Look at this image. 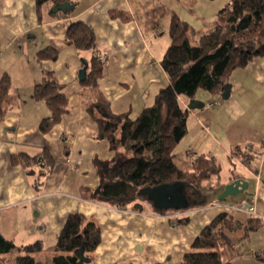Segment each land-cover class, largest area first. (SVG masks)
Masks as SVG:
<instances>
[{
	"label": "crops",
	"instance_id": "crops-1",
	"mask_svg": "<svg viewBox=\"0 0 264 264\" xmlns=\"http://www.w3.org/2000/svg\"><path fill=\"white\" fill-rule=\"evenodd\" d=\"M227 1L76 0L69 17L54 16L53 3L48 1L39 20L36 0H0V80L4 75L10 79L8 93L0 101V232L18 242L42 239L44 250L37 257L46 264L67 216L79 211L101 227V242L86 264H179L201 229L226 212L228 203L253 196L252 175L264 156V56L233 70L226 97L199 90L194 98L205 104L191 109L192 98L180 96L190 113L188 132L175 148V163L189 169L193 157L204 152L221 164L226 162L228 172L222 173L226 183L243 178L247 188L233 194L232 200L226 196L213 201L223 188L205 205L160 211L148 199L123 207L94 197L101 181L97 159L110 160L116 151L108 139L95 137L97 122L87 109L92 92L79 77L83 60L77 48L66 42L68 21L91 25L105 60L99 87L113 112L131 110L136 115L153 104L160 87L169 83L161 58L170 43L172 10L205 29L217 20ZM47 45L58 49V57L39 62L36 53ZM45 69L63 84L70 107L47 132L39 123L49 108L33 95ZM247 143L252 148L245 151L246 157L234 152ZM43 148L52 153L55 164L40 184L36 182L39 163L24 166L12 157L19 152L34 155ZM256 207L264 215L263 196ZM233 213L242 219L250 216L246 211ZM14 255L0 257V264H16ZM249 261L264 264V243Z\"/></svg>",
	"mask_w": 264,
	"mask_h": 264
},
{
	"label": "trees",
	"instance_id": "trees-1",
	"mask_svg": "<svg viewBox=\"0 0 264 264\" xmlns=\"http://www.w3.org/2000/svg\"><path fill=\"white\" fill-rule=\"evenodd\" d=\"M51 1L53 6L69 2L64 11H52L54 16L69 17L76 7V0H36L39 20L42 6ZM124 15L123 11L117 12ZM168 33L170 43L161 58L169 83L160 87L155 101L144 106L138 114L131 110L113 112L107 97L99 87L104 73L105 60L96 47L91 25L83 20H70L66 26V42L73 44L87 64V77L82 84L92 92L87 107L97 122V139H108L116 155L110 160L97 159L100 174L96 200L116 206H127L141 199H151L141 190L174 182L184 183L188 198L186 207L207 204L225 187L222 164L204 152L193 157L189 169H181L174 161L176 146L188 132L190 110L181 103L180 96L194 98L201 89L213 94H223L230 86L234 69L246 66L257 56H264V0H228L219 10L217 20L208 28H199L172 10ZM57 48L47 45L40 48L39 62L57 59ZM10 85L8 75L0 80V101L7 95ZM33 95L43 100L49 114L40 120L41 131H49L70 111L68 96L63 92L52 70L45 69L42 79L34 86ZM5 109L1 108V113ZM243 151L242 147L234 152ZM16 163L24 166L39 163L36 182L52 171L55 159L48 148L30 155L15 153ZM235 177V175H233ZM176 210V208L160 209ZM264 225L257 215L239 218L233 212H222L219 217L201 229L179 264H232L225 260L221 248L244 239ZM242 232L237 236V233ZM236 235L237 239L232 238ZM101 242V227L97 220L82 212L70 213L48 255L46 264H86L94 259ZM83 246L84 261L75 252ZM44 250L42 239L18 242L0 232V257L15 253L16 264H41L37 255Z\"/></svg>",
	"mask_w": 264,
	"mask_h": 264
},
{
	"label": "water",
	"instance_id": "water-1",
	"mask_svg": "<svg viewBox=\"0 0 264 264\" xmlns=\"http://www.w3.org/2000/svg\"><path fill=\"white\" fill-rule=\"evenodd\" d=\"M69 7L70 3L67 1L53 6L52 11H57L58 9L66 11ZM79 77L81 80H84L87 77V64H85V66L81 69ZM229 90L230 86L227 87L226 91L222 95L226 97L229 93ZM204 104V101L192 98L188 103V107L191 109L196 107H203ZM248 184L249 183L245 179L236 178L225 185L223 191L219 194V198L225 199V197L228 195L237 194L245 190ZM141 192L145 193L148 198L153 201L154 206L160 209H178L186 207L189 203L188 198L184 193V183L182 182H174L169 184H162L155 187H147L142 189ZM83 250L84 247L81 246L76 249L75 252L84 261H89V259L84 256Z\"/></svg>",
	"mask_w": 264,
	"mask_h": 264
},
{
	"label": "rangeland",
	"instance_id": "rangeland-1",
	"mask_svg": "<svg viewBox=\"0 0 264 264\" xmlns=\"http://www.w3.org/2000/svg\"><path fill=\"white\" fill-rule=\"evenodd\" d=\"M202 91H206V90H203L201 89ZM186 95H182V97H185ZM248 145L249 143L245 144L244 146H242L243 148V151L242 154L246 157V150H250V148H248ZM263 161V159H261ZM251 164L249 163L248 165V168L251 169ZM239 169H243V167H241L240 165L238 166ZM261 167V162H260V166H259V169ZM264 169L261 171V175L262 177H264ZM222 172L224 174H226L228 172V168H226V162H222ZM253 180H254V191L256 188H261V192H260V195L259 197H262L264 198V181L260 182L258 181L255 173H254V176L252 175ZM258 184V185H257ZM262 188H263V192H262ZM217 198V201L216 202H220L222 201V199L218 197ZM215 199V198H214ZM213 199V201H214ZM227 199L228 200H232L234 199V196L233 194L227 196ZM252 200V195L251 197L247 200V201H251ZM245 201V202H247ZM245 202H242V201H235L234 203H228L229 205H238L239 203H245ZM228 207V206H227ZM233 211H246L244 209H237V208H234V209H228L226 212H233ZM247 212V211H246ZM248 213V212H247ZM250 214V213H249ZM259 217H264V215L262 213H259L258 215ZM263 220V219H262ZM242 232L240 233H237L236 235H241ZM233 238V237H232ZM261 243H264V225L261 226L259 229L257 230H254L252 231V233H250L248 236H246L244 239H241V240H237L235 243H233L232 245H228L226 247H223L221 248L222 250V253H223V258L225 260H228L231 258V260L235 263V264H249L250 261V257L255 255L256 251L258 250L259 248V244ZM261 253V252H260ZM252 264V263H251ZM255 264V263H254Z\"/></svg>",
	"mask_w": 264,
	"mask_h": 264
},
{
	"label": "built area",
	"instance_id": "built-area-1",
	"mask_svg": "<svg viewBox=\"0 0 264 264\" xmlns=\"http://www.w3.org/2000/svg\"><path fill=\"white\" fill-rule=\"evenodd\" d=\"M158 31L160 30L159 28L157 29ZM211 104V103H209ZM252 148L251 144L248 145V148ZM262 153L264 155V148L262 150ZM262 159L263 161H261V167L260 169H258L257 172H255V175L258 179V181L262 182L264 181V177H262L261 175V171L264 169V156H262ZM258 185V184H257ZM260 192H261V188H256L255 191L253 192V196H252V200L251 201H247L245 203H239L237 206L236 205H226V208L225 209H234V208H237V209H244L246 210L248 213H250L251 215H259V211L257 210V207H256V200L259 198V195H260ZM217 201V198L214 199V202ZM228 206V207H227Z\"/></svg>",
	"mask_w": 264,
	"mask_h": 264
}]
</instances>
